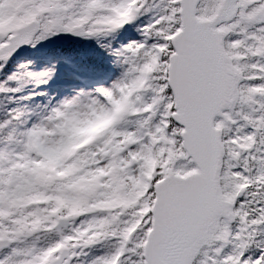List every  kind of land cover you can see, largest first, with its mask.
Masks as SVG:
<instances>
[{
	"label": "snow or ice",
	"instance_id": "snow-or-ice-1",
	"mask_svg": "<svg viewBox=\"0 0 264 264\" xmlns=\"http://www.w3.org/2000/svg\"><path fill=\"white\" fill-rule=\"evenodd\" d=\"M125 26L92 89L17 59ZM0 264H264V0H0Z\"/></svg>",
	"mask_w": 264,
	"mask_h": 264
},
{
	"label": "rangeland",
	"instance_id": "rangeland-1",
	"mask_svg": "<svg viewBox=\"0 0 264 264\" xmlns=\"http://www.w3.org/2000/svg\"><path fill=\"white\" fill-rule=\"evenodd\" d=\"M54 38L55 37H53L52 39ZM130 40H133V39L127 40L126 43H128ZM53 42L49 41L46 43H53ZM86 42H87V39H85V42H82L81 44L76 45V47L82 46V44ZM123 45L124 44H122V46L120 47L115 48V51H122ZM35 48L41 49V48H46V47L45 45H42V46H37ZM61 59L62 58L60 56H50V58H43V57H39L38 54H35V58H32V56L30 57L26 56V57L19 59V61L21 62L33 61L34 62V65H35L34 69L33 68L28 69L36 73V75L34 76V78L32 79L30 83V87L33 89H36L37 91H39L41 88L46 89L48 96L55 97L56 99H59L64 96L72 95L74 94V90L92 89L96 86L107 84L120 71V67L118 64V61L120 58L115 55V57H113L111 61L113 65H112V70L110 71L108 76L106 74L105 77H102V79L97 78L95 80L81 79L83 78L82 76H77L75 74L70 73L66 69V65ZM65 59H68V58L65 57ZM53 67L55 68L54 74L49 73V75L47 76L40 75L42 71H45ZM41 80H46L47 84L39 85V81ZM38 85L39 87H37ZM45 99H47V97H37L31 103L35 105L38 102H43Z\"/></svg>",
	"mask_w": 264,
	"mask_h": 264
},
{
	"label": "trees",
	"instance_id": "trees-1",
	"mask_svg": "<svg viewBox=\"0 0 264 264\" xmlns=\"http://www.w3.org/2000/svg\"><path fill=\"white\" fill-rule=\"evenodd\" d=\"M131 28L133 27L131 26ZM45 53H48V51H45ZM68 55L72 60L70 62V71L82 72L87 76L102 75L103 72L109 69V64L112 60V54L108 50L98 47L88 54L84 53L80 55L78 52L72 51Z\"/></svg>",
	"mask_w": 264,
	"mask_h": 264
},
{
	"label": "water",
	"instance_id": "water-1",
	"mask_svg": "<svg viewBox=\"0 0 264 264\" xmlns=\"http://www.w3.org/2000/svg\"><path fill=\"white\" fill-rule=\"evenodd\" d=\"M78 37H74V36H69V35H61L60 40L62 41H72V40H77ZM26 49V47H24L19 54H21L24 50ZM18 54V55H19Z\"/></svg>",
	"mask_w": 264,
	"mask_h": 264
}]
</instances>
